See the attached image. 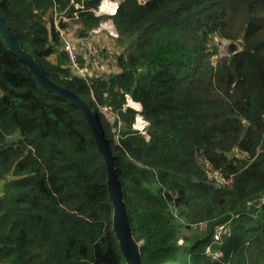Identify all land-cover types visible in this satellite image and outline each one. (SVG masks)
Here are the masks:
<instances>
[{
  "label": "trees",
  "instance_id": "trees-1",
  "mask_svg": "<svg viewBox=\"0 0 264 264\" xmlns=\"http://www.w3.org/2000/svg\"><path fill=\"white\" fill-rule=\"evenodd\" d=\"M101 1L0 0V15L97 114L141 263L264 264V0H118L95 15ZM107 18L115 67L77 75L62 32ZM111 213L82 112L0 36V264H126Z\"/></svg>",
  "mask_w": 264,
  "mask_h": 264
},
{
  "label": "water",
  "instance_id": "water-1",
  "mask_svg": "<svg viewBox=\"0 0 264 264\" xmlns=\"http://www.w3.org/2000/svg\"><path fill=\"white\" fill-rule=\"evenodd\" d=\"M0 36L7 48L22 62H24L37 80L51 90L67 98L76 105L88 122L95 143L103 157L106 168V184L108 196L112 204L111 227L117 239L119 248L125 258L126 264H142L140 254V242L132 233L128 212L124 201V192L114 164V154L108 145L97 114L92 110L89 103L81 99L71 89L60 85L44 74L32 54L24 49L14 37L12 31L0 15Z\"/></svg>",
  "mask_w": 264,
  "mask_h": 264
},
{
  "label": "built area",
  "instance_id": "built-area-1",
  "mask_svg": "<svg viewBox=\"0 0 264 264\" xmlns=\"http://www.w3.org/2000/svg\"><path fill=\"white\" fill-rule=\"evenodd\" d=\"M98 6L96 8H92V11L95 15L100 14V13L97 14L96 12V10L98 9ZM91 33L93 32L90 30L89 34L86 36H79L78 34L70 35L65 32H62L61 34L62 36L61 48L67 54V60L69 63V67L71 71L75 72L77 75L82 76V77H87L88 75H91V76L94 75L95 73L93 72L97 71V69L95 68L97 66L96 64L100 60L99 55H100L102 48L100 44H98L97 42L91 39V36H90ZM116 35H117V32L113 36H116ZM127 105L129 104L127 103ZM104 109L109 110L110 107H104Z\"/></svg>",
  "mask_w": 264,
  "mask_h": 264
},
{
  "label": "rangeland",
  "instance_id": "rangeland-1",
  "mask_svg": "<svg viewBox=\"0 0 264 264\" xmlns=\"http://www.w3.org/2000/svg\"><path fill=\"white\" fill-rule=\"evenodd\" d=\"M109 1H111L112 3H115V9H116L117 4H118V0H109ZM139 1H142V0H139ZM102 3L103 2H101L99 4L98 9L96 10L97 14L100 13V14H106V15L108 14L109 15V14H112L115 11V9L114 10L102 9L101 8L102 7ZM57 17H55V19ZM91 31L93 32V36L90 35L91 39L94 40L95 42H97L98 44H100V46L102 48V50H101L102 52H100V55H99L100 56V60L97 62V64H96L97 66L95 67L97 69V71L93 72V73L101 74L103 72V70L104 71H108L109 68L113 69L115 67V63L111 59H112V56H113L112 53H114L113 52V48H114V39H113V37H115V36H113V35H115L116 29H115V26H114L111 18H107V19L101 20V22L96 27L92 28ZM65 33L70 34V35L77 34L75 32V28L72 27V26L71 27L68 26L66 28V32ZM217 40L219 41L220 44L225 42V40H223L222 38H218V39H216V41ZM222 49H223V47L221 46V50ZM104 52H105V54H108L107 58H106V56L105 57L103 56ZM126 102L127 103L129 102L128 101V96H127V101ZM133 108L136 109V110H139L141 108V105L138 108H135V107H133ZM145 123H146V121L141 117V115L139 113H137L135 115V119L133 121V126L137 127V129L140 132L142 131V133H143V131H145V128H144V124Z\"/></svg>",
  "mask_w": 264,
  "mask_h": 264
},
{
  "label": "bare ground",
  "instance_id": "bare-ground-1",
  "mask_svg": "<svg viewBox=\"0 0 264 264\" xmlns=\"http://www.w3.org/2000/svg\"><path fill=\"white\" fill-rule=\"evenodd\" d=\"M102 2H103L102 3V7H101L102 9H109V10H114L115 9V3H112L109 0L108 1L107 0H104ZM128 101H129L128 103L131 106L135 107V108H138L140 106V103L139 102L132 100L130 97H128Z\"/></svg>",
  "mask_w": 264,
  "mask_h": 264
},
{
  "label": "crops",
  "instance_id": "crops-1",
  "mask_svg": "<svg viewBox=\"0 0 264 264\" xmlns=\"http://www.w3.org/2000/svg\"><path fill=\"white\" fill-rule=\"evenodd\" d=\"M91 36H93V33H91Z\"/></svg>",
  "mask_w": 264,
  "mask_h": 264
}]
</instances>
